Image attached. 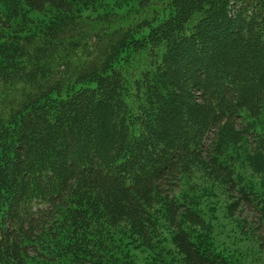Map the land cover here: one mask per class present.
Here are the masks:
<instances>
[{
  "label": "trees",
  "instance_id": "obj_1",
  "mask_svg": "<svg viewBox=\"0 0 264 264\" xmlns=\"http://www.w3.org/2000/svg\"><path fill=\"white\" fill-rule=\"evenodd\" d=\"M242 160L264 176V0H0V264H241L197 172L264 255Z\"/></svg>",
  "mask_w": 264,
  "mask_h": 264
},
{
  "label": "rangeland",
  "instance_id": "obj_2",
  "mask_svg": "<svg viewBox=\"0 0 264 264\" xmlns=\"http://www.w3.org/2000/svg\"><path fill=\"white\" fill-rule=\"evenodd\" d=\"M104 3H112L113 0H103ZM124 10V8L122 9ZM246 162V161H245ZM241 161V176L247 182L257 185L264 181V176L260 175L259 166L245 165ZM194 180L191 184H197L196 188L205 190L206 198L202 199V205L207 220L212 225L213 235L218 244L226 248L227 251L239 257L241 264H264V255L260 253L256 243L251 238H246L240 234L236 223L228 215L229 200L225 195V188L220 183H209L205 181L199 173H194ZM190 184V183H189ZM191 186V185H189ZM243 218L251 219L253 215L247 211L242 213Z\"/></svg>",
  "mask_w": 264,
  "mask_h": 264
}]
</instances>
